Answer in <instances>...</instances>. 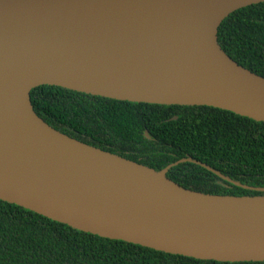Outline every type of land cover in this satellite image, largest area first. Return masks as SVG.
<instances>
[{
    "label": "water",
    "instance_id": "95a60500",
    "mask_svg": "<svg viewBox=\"0 0 264 264\" xmlns=\"http://www.w3.org/2000/svg\"><path fill=\"white\" fill-rule=\"evenodd\" d=\"M264 0H0V200L76 230L222 262L264 261V194L204 193L70 137L34 111L40 85L130 102L205 105L264 122V77L217 42ZM24 89V99L13 91ZM144 136L148 137L144 130Z\"/></svg>",
    "mask_w": 264,
    "mask_h": 264
},
{
    "label": "trees",
    "instance_id": "16d2710c",
    "mask_svg": "<svg viewBox=\"0 0 264 264\" xmlns=\"http://www.w3.org/2000/svg\"><path fill=\"white\" fill-rule=\"evenodd\" d=\"M222 50L264 77V1L228 14L217 30ZM36 114L58 131L155 170L190 156L252 187H264V122L205 105L116 100L59 86L29 92ZM144 130L148 137L144 136ZM166 176L191 190L230 195L264 192L182 162ZM0 264H264L195 259L76 230L0 200Z\"/></svg>",
    "mask_w": 264,
    "mask_h": 264
},
{
    "label": "bare ground",
    "instance_id": "6f19581e",
    "mask_svg": "<svg viewBox=\"0 0 264 264\" xmlns=\"http://www.w3.org/2000/svg\"><path fill=\"white\" fill-rule=\"evenodd\" d=\"M13 94L17 98L24 99V97H25V90L24 89H21V90L16 89V90L13 91Z\"/></svg>",
    "mask_w": 264,
    "mask_h": 264
}]
</instances>
